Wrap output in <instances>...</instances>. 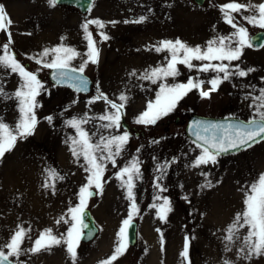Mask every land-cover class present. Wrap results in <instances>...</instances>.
Segmentation results:
<instances>
[{
  "label": "rangeland",
  "instance_id": "obj_1",
  "mask_svg": "<svg viewBox=\"0 0 264 264\" xmlns=\"http://www.w3.org/2000/svg\"><path fill=\"white\" fill-rule=\"evenodd\" d=\"M226 2L229 0H203L201 5L193 0H93L90 9L81 14L71 7L50 5L49 0H0V6L12 21L8 29L11 50L27 70L36 73L45 89L36 98L39 106L35 109L34 134L18 140L15 148L0 158V245L9 241L18 225L31 229L28 234L31 239H25L23 249H30L44 229L51 228L56 235L67 232L70 224L56 221L61 217L70 220L68 208L79 203L78 192L87 182L88 173L82 167L83 158L78 160L72 155L69 137L75 136V130L66 122L85 114L89 117L104 114L108 105L103 100L89 104L100 92L117 103L118 96L124 93L129 99L123 115L130 129L126 131L121 127L108 131L113 135L127 132L129 141L117 158V167L107 165L103 191L92 189L96 194L88 200L87 209L98 232L91 241L80 242L75 264H100L113 254L118 243L117 233L131 204L126 198V188L115 178V173L133 157L141 162V178L135 181L134 188L139 208L132 220L136 224V239L113 264H225V260L231 264H264V255L243 258L238 252L240 241L233 243L230 251H225L223 239L227 226L243 211L245 189L264 173V140L220 156L214 165L193 168L189 165L200 154V149L183 132L185 120L191 114L254 118L255 102L251 97L264 89V47H245L240 60L232 62L244 70L254 69L247 76H233L224 81L209 98H201L194 89L155 125L135 122L148 102L155 100L161 83L153 84L138 77L146 69L167 63L166 53H157L155 46L162 40L179 38L190 46L203 47L217 35L231 34L234 29L224 22L220 11V6ZM237 2L258 5L264 0ZM249 14L234 15L247 28L249 36L264 31L242 19ZM141 16L146 17L141 23H124ZM92 19L104 22L105 28L89 25L99 48V62L88 63L83 72L91 79V91L82 95L52 85L47 79L48 69L30 57H38L45 48L61 43L81 54L86 53L82 25ZM113 21L116 23H111ZM100 31L110 39L100 41ZM7 41V33L0 31V55ZM81 59L78 56L72 66L78 67ZM177 67L180 75L168 78L167 83H186L190 76H198L206 81L204 90L210 88L207 80L215 73L189 71L183 65ZM133 72L136 76L131 75ZM20 84L18 74L0 68V85L7 93H13ZM47 117H52L51 122ZM0 118L15 125L18 105L14 99L0 98ZM101 123L104 122L92 120L84 127L91 133ZM165 163L168 166L163 178L157 181L160 176L157 165ZM48 169H54L63 177L55 181L54 190L43 187L48 182ZM201 173H207V178ZM208 181L211 186H204ZM157 182L166 190L160 192L155 188ZM155 195L167 196L171 202L172 211L166 221H161L157 210L150 207L162 202L155 201ZM240 234L243 236L246 231L241 229ZM186 238L187 259L181 256ZM10 259L16 264H73L65 245L35 253L26 251L18 259Z\"/></svg>",
  "mask_w": 264,
  "mask_h": 264
},
{
  "label": "snow or ice",
  "instance_id": "obj_2",
  "mask_svg": "<svg viewBox=\"0 0 264 264\" xmlns=\"http://www.w3.org/2000/svg\"><path fill=\"white\" fill-rule=\"evenodd\" d=\"M50 5H55L57 0H49ZM220 11L224 22L231 26L234 31L229 35H217L208 40L205 46H190L179 38L175 40H162L154 50L157 53H166L165 65H159L146 69L138 78L141 80L151 81L158 84L159 91L154 101H149L145 111L141 112L136 118L137 124L155 125L162 117L172 112L179 100L194 89L199 91L201 98H209L211 92L218 90L220 84L226 80H230L233 76L245 77L254 69H241L239 64L233 65L232 62L239 61L245 47H252V43L247 28L239 23L236 15L241 13H251L243 15L242 19L249 24L264 29V3L258 5L249 3H239L237 0H229L220 6ZM146 19L145 16L139 17L134 21H124V23H141ZM11 19L7 17L2 6H0V31L6 32L8 41L2 45L3 54L0 55V68L10 71V73L18 74L21 79L19 87L11 94L7 93L2 85H0V98L14 99L18 105V120L14 126L6 123L0 118V158L6 153L11 152L18 140L26 139L34 134L37 124L35 109L39 106L37 97L44 91L43 83L37 78L36 73L26 69L24 65L17 59L16 54L11 50L12 38L8 29L11 26ZM111 23H116L115 21ZM89 25H96L98 29H104L105 23L99 19L87 20L82 29L84 39L87 42V52L81 54L71 46L63 43L51 49L45 48L38 57H30L35 59L37 64H42L44 68L51 69L53 79L57 84H67L74 88L76 92L88 91V80L83 78V72L88 63L97 64L99 62V48L97 40L94 39L92 32L89 31ZM100 41H107L110 37L103 31L98 33ZM63 37L61 40L63 41ZM264 47V45H261ZM82 57L78 67H73L72 62L77 57ZM51 57L50 59H47ZM83 57H86L84 59ZM199 62V63H194ZM178 65L185 66L189 71L196 70L198 73H215V75L207 80L210 85L208 90H204L205 80L197 77H189L186 83H167L168 78L175 79L180 75ZM131 75L136 76L133 72ZM98 87V86H97ZM251 95V94H249ZM247 98V97H246ZM255 102V116L247 122L237 121L235 123H205L194 122L192 135L195 137L193 143L200 154L196 156L194 161L189 165L193 168H199L209 164H216L218 158L230 151H235L245 147H251L253 143H259L264 140V89L259 90V95L252 96ZM117 103L114 100L100 92L99 95L89 101V104L98 100H103L108 108L104 114L98 117H89L85 114L83 117H73L66 122L67 126L75 130V136L69 137L71 141V152L78 160L82 157L85 172L88 173L87 182L80 187L78 192L79 203L68 208L70 220L61 217L56 223L61 222L70 224L66 233L56 235L53 229H44L39 236L33 241L30 249H23L22 245L25 239H31L28 235L30 228L21 225L10 236L7 243L0 245V264H15L12 257L19 258L26 251L40 252L50 250L53 246L65 245L66 251L75 264L77 252L76 249L84 236L83 230L89 226L84 223L86 216L85 209L88 200L96 194L92 189L99 192L103 191V183L106 182L104 174L107 165L110 163L112 167H117V158L126 150L125 146L129 141V134L113 135L110 131L113 128H121V119L123 109L129 99L127 95L121 93L118 96ZM50 122L52 117H47ZM92 120H99L104 123L99 124L95 132H89L85 129ZM105 132H108L105 135ZM95 138V139H94ZM154 143L156 141H153ZM139 151V150H137ZM140 160L133 157L122 168L115 173V178L121 182L126 188V198L131 202L128 216L122 222V227L117 233L118 243L113 254L106 260H102L100 264H113L117 258L123 254L128 247L127 230L132 226L134 214L139 213L136 203L134 188L135 181L141 178ZM167 163L158 164L157 171L160 176L157 181L163 178L167 168ZM47 181L43 187L54 190L55 181L63 179L62 176L54 169H48ZM207 178V173H201ZM160 192L166 189L162 188L157 182L155 185ZM211 186V181L207 185ZM155 201L161 203H153L150 207L157 210V216L161 221H166L168 213L172 211L171 202L167 196L161 197L155 195ZM243 211L235 215L234 220L227 226L225 240V251H230L231 246L236 241L241 242L238 249L239 254L245 259H251L253 256L264 255V173H261L252 183L245 189V198L243 200ZM241 229L246 234L241 236ZM159 231V229H157ZM91 232H89V236ZM5 249L7 251H5ZM189 243L185 239L184 250L181 256L187 259ZM225 264H231L225 260Z\"/></svg>",
  "mask_w": 264,
  "mask_h": 264
},
{
  "label": "water",
  "instance_id": "obj_3",
  "mask_svg": "<svg viewBox=\"0 0 264 264\" xmlns=\"http://www.w3.org/2000/svg\"><path fill=\"white\" fill-rule=\"evenodd\" d=\"M92 1L93 0H57V3L55 5L72 7L74 9H76L79 13L83 14L89 9V7L92 4ZM193 1L197 5H201L203 2V0H193ZM250 40H251L253 47H255V48L260 47L261 45L264 44V31L255 32L253 35L250 36ZM82 75H83V78L88 80V91L87 92H76L74 90V88L69 87L67 84H57L56 81L53 79L51 69H48L47 79L54 86L66 88V89H69L70 91H72L74 93L85 95V94H88L91 90V80L84 73ZM248 120H250V119H248ZM248 120H242L240 118L231 117V116L210 117V116L191 114L185 120L183 132H184L185 137H187L191 142H193V140L195 139V137L192 135L194 122L199 121V122H205V123L211 122V123L228 124V123H235L237 121L247 122ZM121 127L125 130L129 129V125L124 120V115H122ZM260 141H262V140H260ZM254 144H256V143H253L252 145H254ZM245 148H247V147H245ZM245 148H241V149H238L235 151H230L229 153L223 154L221 156H226L228 154L236 153V152H239ZM85 211H86V216L84 217V223L87 224L89 227L83 230L84 236L82 237L80 242H84V243L91 241L97 233V227L94 223V220H93L89 210L85 209ZM135 230H136V224L134 221H132V226L130 228H128V230H127V240H128L129 245H133L135 242V239H136ZM89 232H91L90 236H89ZM122 264H129V263H122Z\"/></svg>",
  "mask_w": 264,
  "mask_h": 264
},
{
  "label": "bare ground",
  "instance_id": "obj_4",
  "mask_svg": "<svg viewBox=\"0 0 264 264\" xmlns=\"http://www.w3.org/2000/svg\"><path fill=\"white\" fill-rule=\"evenodd\" d=\"M54 39V38H53ZM48 41V40H47Z\"/></svg>",
  "mask_w": 264,
  "mask_h": 264
}]
</instances>
